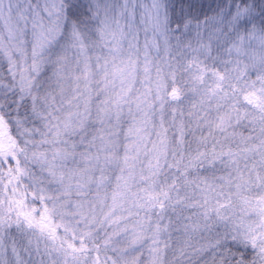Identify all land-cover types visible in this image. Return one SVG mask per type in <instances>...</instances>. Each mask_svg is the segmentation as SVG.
<instances>
[{
  "label": "snow or ice",
  "instance_id": "obj_1",
  "mask_svg": "<svg viewBox=\"0 0 264 264\" xmlns=\"http://www.w3.org/2000/svg\"><path fill=\"white\" fill-rule=\"evenodd\" d=\"M0 264H264V0H0Z\"/></svg>",
  "mask_w": 264,
  "mask_h": 264
}]
</instances>
